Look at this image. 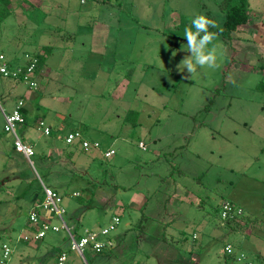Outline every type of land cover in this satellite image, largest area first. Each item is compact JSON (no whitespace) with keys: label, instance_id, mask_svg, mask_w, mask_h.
<instances>
[{"label":"rangeland","instance_id":"1","mask_svg":"<svg viewBox=\"0 0 264 264\" xmlns=\"http://www.w3.org/2000/svg\"><path fill=\"white\" fill-rule=\"evenodd\" d=\"M248 1L250 14L257 6L262 16L263 0ZM221 2L0 0V50L57 49L51 61L63 85L42 91L47 123L56 127L59 112L64 132L100 143L84 150L61 140L62 127L53 139L19 125L35 150L32 165L12 149L0 108V264H54L58 251L67 253L65 264H264L256 254L264 251V30L219 34L216 70L186 79L177 67L189 55L184 29L200 14L222 27ZM43 78H36L40 86ZM16 82L0 78L8 111L14 100L6 94ZM108 149L114 153L105 157ZM45 186L62 196L76 238L118 215L112 247H87L84 258L66 230L18 240ZM223 199L244 209L246 230L218 217Z\"/></svg>","mask_w":264,"mask_h":264},{"label":"built area","instance_id":"2","mask_svg":"<svg viewBox=\"0 0 264 264\" xmlns=\"http://www.w3.org/2000/svg\"><path fill=\"white\" fill-rule=\"evenodd\" d=\"M25 60L31 61L30 63H24L13 66L7 55L0 51V78H7L12 80L21 81L29 86L31 89H37L39 82L35 77L37 72L38 60L31 56L30 53L25 54ZM25 106V101L20 99L17 102L15 109L12 112H6L2 108L4 115V130L13 136V142L15 149L18 153L23 154L33 165L32 156L35 154L34 147L27 141H25L18 132V126L25 123V117L22 113V108ZM39 129H43L46 134L50 133V127L45 125L44 121H40L38 124ZM65 142L69 145L77 144L84 150L91 148H99L100 143L98 141L91 142L87 140L83 133L79 130H72L65 136ZM114 153L113 150L108 149L105 151V157H110ZM45 197L41 202L37 203V207L32 209L29 213V230L23 234V237H18V240L39 241L49 232H59L66 230L71 237V248L76 250L82 257L85 258V249L91 248L96 253H102L106 249L111 248L113 245V239L110 237L118 224L120 223V217L114 215L109 226L102 227L99 230L86 229L83 235L78 238L75 237L72 229L65 220L66 209L62 205V196L54 189L45 186ZM76 196L80 195L79 192L75 193ZM222 218L223 219H236L243 215V208L232 204L229 200L222 201ZM59 219V223L55 220ZM227 252L232 251V246L226 247ZM12 249L9 244H3L4 257L7 258ZM244 256V257H243ZM67 253L62 252L58 255L55 264H65L67 261ZM245 258L242 255L240 259Z\"/></svg>","mask_w":264,"mask_h":264},{"label":"crops","instance_id":"3","mask_svg":"<svg viewBox=\"0 0 264 264\" xmlns=\"http://www.w3.org/2000/svg\"><path fill=\"white\" fill-rule=\"evenodd\" d=\"M13 3H15V0H13ZM255 3H256V0H255ZM263 5H264V0H263ZM256 7L253 6V10L251 9L250 19H249L247 25L244 24L245 26H243V25L240 26V27H245L244 30H254V28H256V25H258L260 32H261V30H264V22H262L264 19V7L261 6V11L263 14L260 17L257 16ZM240 27H239V29H240ZM260 32H255V33L258 35ZM55 50H57V49H55L53 46V50H52L50 56L48 57L47 62L43 65V67L41 68V70L38 74L39 78L44 77L43 78L44 79V85L42 83V86H40V83H39V86L37 89H31V88H29V86L27 84H26L27 86L22 85L21 83H23V82H21V81H18L21 83L16 82L11 87L10 91H8L6 94L7 95L6 97H8V99L13 98V100H14V105H13L12 109L10 111H8L1 104V102H0V108H1V111L3 108L4 111L10 113L15 109L17 102L20 99H23L25 101V106L23 108V114L25 117V123L24 124H28L31 127L33 126L37 130L38 133H41V134H37V138H40L43 136H52V137L54 136L57 138V136L53 135L54 129H57V131L60 132V129L62 127L63 133H62V138L61 137L60 138H61V140H63L65 142V136L67 135V133L69 131L64 132V130L66 128V127H64V123H61V125H60L61 120L64 119V117L61 115V113L58 112L56 114V116L53 118L54 122H57V126L55 127V125H52L51 123H47V121H46V118L48 116L47 110L43 112L39 108L41 100L44 99L43 98L44 95H43L42 91H44L45 89H48L49 87L51 88L52 84L57 85V83H59L58 77L57 78L55 77L57 75H54L57 72V68H56V66L53 65V61H51L52 57L54 56ZM0 51H2V50H0ZM2 52H4L7 55V57L9 58V60L11 61L13 66L26 63L25 54L30 53L29 50L20 51L16 48V46L10 45V44H9L8 50L7 51L4 50ZM55 65H57V64H55ZM14 81H17V80H14ZM40 82H42V79ZM60 85H63V84H60ZM123 89H125V88L124 87L122 88L123 92H120L119 94L116 93L117 95H115V96L116 97L123 96L124 95ZM58 91H56V92H58ZM2 114H3V111H2ZM41 120L45 122V125H47L51 128L49 134H46L43 129L38 128V124ZM3 122H5L4 121V115H3ZM58 126H60V127H58ZM41 135H43V136H41ZM54 137H53V139H55ZM67 145H69V144H67ZM58 152L60 154H64L63 149L58 150ZM256 254L261 255V257H264V251H256Z\"/></svg>","mask_w":264,"mask_h":264},{"label":"clouds","instance_id":"4","mask_svg":"<svg viewBox=\"0 0 264 264\" xmlns=\"http://www.w3.org/2000/svg\"><path fill=\"white\" fill-rule=\"evenodd\" d=\"M210 28H218L216 21L200 14L194 16L190 26L184 29V37L187 41L186 51L189 55H186L177 67L181 72L186 69L188 73L186 79L195 76L198 70H216L220 67L218 49L213 45V42L218 39L219 32L210 31ZM209 45L213 46L209 47ZM172 55L175 56L176 53L173 52Z\"/></svg>","mask_w":264,"mask_h":264},{"label":"trees","instance_id":"5","mask_svg":"<svg viewBox=\"0 0 264 264\" xmlns=\"http://www.w3.org/2000/svg\"><path fill=\"white\" fill-rule=\"evenodd\" d=\"M11 1L12 0H10V2ZM221 7L226 13L225 14V21H224L222 27L216 28V29H213V30H210V31H216V32H219V34L224 35L225 37L231 38L233 33L236 30H238V28L241 25H244L245 23H247L248 20L250 19L249 1L248 0H222ZM221 29H222V31H220ZM52 50H53V46L48 45V46H43L41 48V50H39L36 53H30L31 56L35 57L38 60V62H37V72L35 74L36 78L38 77V73L40 72V70L43 67V65L47 62V59L50 56ZM27 62L30 63L31 61H26V63ZM23 108L21 110L22 113H23ZM12 149L15 152H17L16 149H15V146H14V142H13V145H12ZM39 196L40 197H37V200H38L37 203L41 202L44 199V197H45V190L44 189H42L40 191V195ZM223 200H228V199H223ZM222 201H221V203H222ZM229 201L232 204L241 207L240 205L234 203L233 201H231V200H229ZM37 203L33 204L32 209L37 207L36 206ZM221 203L218 205V207L216 209V212L218 214V217H220L222 219V222H224L225 224L229 225L232 230H246L249 227L250 219L244 216L245 215L244 212H243V215L240 216L239 218H236V219H230V218L223 219L222 218V214H221V211H222V204ZM194 237H195V235H194ZM44 238H42V239H44ZM228 245H231V244H227L225 246V249H226V247ZM62 252H64V251H58V255L61 254ZM229 255H230L229 257L231 259H235V255H234L233 250L231 252H229ZM242 255H244V254H242ZM241 256L239 258L237 257V259H239V260H245L246 259V256H245V258L240 259ZM259 259H264V257H261V255H259ZM250 263H252V262H250ZM245 264H249V263L246 262Z\"/></svg>","mask_w":264,"mask_h":264}]
</instances>
